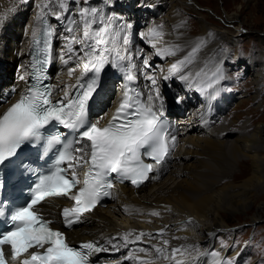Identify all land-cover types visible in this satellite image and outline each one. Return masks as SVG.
Returning a JSON list of instances; mask_svg holds the SVG:
<instances>
[{
	"label": "bare ground",
	"instance_id": "obj_1",
	"mask_svg": "<svg viewBox=\"0 0 264 264\" xmlns=\"http://www.w3.org/2000/svg\"><path fill=\"white\" fill-rule=\"evenodd\" d=\"M73 1H76L74 9L67 12H64L63 9L61 11L63 18L60 21L64 22V32L59 34L57 43L60 50L58 62L64 64V68L54 78V84H63V89H66L67 85L76 83V77L84 71L85 64V61L79 58L83 56L81 51L84 47L83 42L73 45L74 60L72 59L68 63L63 62L61 53L64 54V60L69 55L65 37L82 38L83 24L80 21L81 27L76 28L77 17L75 14L77 12L80 20L79 9L88 7V3L95 0H68V3L72 4ZM242 1L247 3L252 0H234V3L237 6H243ZM26 2L30 6L27 8V14H25L23 3L20 0H0V14L6 13L5 19L0 23V49L3 41H6L3 50L8 60L7 63L9 62L20 74L26 71L27 59L23 60V56L31 34L35 31L37 14L49 12L54 17L57 15L55 7H59V0H26ZM190 2L193 1L126 0L125 4L120 2L122 6H125L120 11L118 8H115L117 12L102 11L105 16H115L116 22L123 19V22L126 23L127 18H121L122 12L127 16L133 12L142 11L144 17H148L151 15L152 8L148 4H156L157 8L167 5L166 15L151 19V24L141 35H133L127 46V54L136 56L139 53L138 47H146L150 51L149 55L146 54V59L149 60L148 67L150 70L155 69L159 72L160 75H156L157 81L162 80L159 86L157 83L156 88H153L149 81L148 94L155 99L157 92L160 95V92L164 91L160 95V99L164 97V102H168L165 90L175 86L179 89L182 104L185 105V107L181 106L177 113L178 115L182 111L187 113L184 116H178L183 121V125L179 129V138L182 143L179 148L175 149L174 165L166 178L156 184L151 183L152 186L140 190H134L126 185L118 186L117 197L110 202L108 208H97L93 212L87 213L88 223L72 229L70 232L72 238L79 239L99 238L109 241L110 238H120L115 241L123 245H131L129 253L132 254V259L129 264H178V262H182V264H227L226 260L231 261V264L235 261L234 264H237L244 248L242 250L235 246L243 234L235 230L233 239L230 242L227 240L226 232L234 230L231 228L228 218L241 217L239 215L243 214L241 211H244L249 215L248 220L254 222L261 219L264 213V155H262V151H264V122L243 123L237 128L236 119L227 122L228 120L223 119L222 115L211 112V110L214 112L220 105L224 113L228 112L229 101L220 102L219 99L216 100V96L218 98L227 95L226 98H228L229 92L234 91L241 96V91H244L242 87L247 83L242 79L244 76L239 71L252 68L254 64H257L256 61L263 58L264 54L251 56L249 60L242 63V68L236 71L234 65L239 64L244 58L241 52L236 54V51L234 65L226 63L229 67L225 64L224 66L223 63L227 62L230 50L234 48L233 38L230 34L241 35L246 30V19L241 16L242 10L236 7L232 11H227L223 5V12L218 14L219 22L223 25L234 24V30L232 33L229 31L220 32L218 29L207 27L201 18L194 22L193 19L184 15L182 9L193 6V4H189ZM46 3L50 4L48 9L43 8ZM118 3L119 1L114 0L115 5ZM107 4H110V0ZM13 7L16 10L9 12L8 9ZM208 14L210 13L207 12L206 16L210 17ZM23 18H26V22L22 21ZM186 19H188V23L184 24ZM72 20L76 23H70ZM160 21L161 24H159ZM113 24L114 28L118 29L114 22ZM157 25H161V30H157L162 35L150 37V30L156 28ZM101 26L100 17H97L94 28L98 30ZM69 27L73 29L72 32L68 31ZM197 30L200 33L194 35ZM13 36L23 37L24 42L19 44L17 41H12ZM250 40V43L255 45L254 39ZM153 43L161 50L170 45H178L179 50L174 56H158L156 55L157 48L152 47ZM198 44L201 46L193 62L182 70V73H191L195 82L181 81L178 75H173L170 79L165 80L164 77L169 75L170 66L188 56L192 48ZM227 44L233 46L224 51L223 48ZM118 45L121 52H124L122 39L118 41ZM14 47L18 49L17 55L12 53ZM239 47H241L240 44ZM75 60H79L81 64H76ZM69 68L75 70L71 77L68 75ZM217 69L220 70L222 79L213 87H207ZM254 69L255 71L251 72L250 84L257 87L263 84L261 77L263 73H258V69L255 67ZM173 71L175 72V70ZM197 73L200 74L198 77ZM149 75L150 73H148ZM228 80L231 82L236 80V84L234 83L226 89L222 84L229 82ZM18 82L21 83V79ZM198 86L205 88L203 91L206 92L205 96H200V91H197ZM229 89H234V91ZM262 90L261 88L260 92ZM253 94L257 96V94ZM116 96L117 91L110 92V97L115 103L118 99ZM249 98L254 99V96ZM196 100L200 103L194 106ZM173 107L175 105L169 102L167 109L171 110ZM111 111L106 113L104 119L110 115ZM234 166L238 169H235ZM153 212L158 215H153ZM125 233H129L127 243L122 239ZM141 233L144 234L139 239L141 242L133 245L137 241L136 237ZM165 241L167 243H164ZM203 246H207V248L204 250ZM173 249L177 250L175 255ZM225 250H231L228 257H225Z\"/></svg>",
	"mask_w": 264,
	"mask_h": 264
},
{
	"label": "snow or ice",
	"instance_id": "obj_2",
	"mask_svg": "<svg viewBox=\"0 0 264 264\" xmlns=\"http://www.w3.org/2000/svg\"><path fill=\"white\" fill-rule=\"evenodd\" d=\"M20 2L24 3L26 0ZM49 7L50 4L43 5L44 9ZM59 7L64 12L70 10L68 0H59ZM15 10L14 7L8 9L9 12ZM79 16L83 24L82 38L66 36L68 58L64 60V54L61 53L63 62L68 63L75 55L73 45L82 42L84 44L81 49L83 56L79 57L85 61L84 71L76 77V84L67 85L64 96L53 99L52 86L37 83L6 111L0 113V168H3L10 158L16 157L18 150H23L22 146L32 142L41 141L45 152L57 145L62 146L58 151L55 167L50 169L48 174L39 175L26 206H17L13 203L7 209L0 207V217H4V221L0 222L9 225L7 229L0 231V264H13V262L15 264H91L90 257L93 253L108 249L94 241L85 242L79 248L71 246L66 241L64 233L51 227L53 221L45 218L35 206L50 197L69 198L74 201V205L65 207L62 215L64 224L71 227L73 223L82 219L85 213L91 212L102 197L110 194L108 189H111L112 185L107 182V178L111 174H116L122 180H130L136 186L143 184L151 178L149 174L154 171V165L143 162L141 149H150L147 154L155 161V166H159L164 162L176 139L175 136H169L168 126L161 120L155 105L151 103L153 97L149 96L150 103L144 105L134 100L127 91L124 92L119 106L107 125L100 127L98 122H90V103L94 95L103 87L101 73L105 66L111 64L113 68L123 70L122 62L131 60V56L127 54L130 36L126 30L131 29L133 25L123 23L119 29H116L113 24L116 17L105 16L95 7H81ZM5 17L6 13L0 14V23ZM97 17H100L102 25L98 30L94 28ZM61 18L62 15L58 13L57 19ZM70 23L76 22L72 20ZM68 31L72 32L73 29L69 27ZM44 35L45 44L41 55L42 63L47 64L52 59L50 41L53 30L50 27L45 28ZM161 35L162 33L156 28L149 32L150 37ZM121 39L125 52L123 55L118 45ZM200 46L198 44L193 47L188 56L171 65L169 75L164 79L178 75L181 81L195 82L191 73H182V70L193 62ZM152 47L157 48V45L153 43ZM178 50V45H170L163 50L157 48L156 55L174 56ZM144 65L149 66L148 59H144ZM74 71L73 68L68 69L69 77ZM196 75L198 77L200 74ZM24 78V76L20 77V79ZM126 78L132 80L134 77L129 72ZM146 78L151 81L153 88H156V78L154 76ZM220 79L222 74L217 69L207 87H213ZM197 91L203 92L205 88L198 86ZM70 92L75 94L70 95ZM156 99H160L159 92ZM181 102L182 100H177V103ZM160 107H163L162 100ZM53 124H60L66 129H79L80 140H68L60 132L45 136L43 133ZM84 140L89 144L84 147H73L74 144ZM86 149H90L87 154H85ZM63 164H67V167H62ZM83 165H87L88 170L81 182L76 169ZM78 185L80 186L77 187ZM152 214L158 215L155 212ZM143 235L141 233L136 239L139 240ZM117 239L120 238L114 237L108 241L114 250L120 247L118 243L113 242ZM122 239L127 243L129 233H125ZM172 251L174 255L177 252L176 249ZM227 264H231V261Z\"/></svg>",
	"mask_w": 264,
	"mask_h": 264
},
{
	"label": "rangeland",
	"instance_id": "obj_3",
	"mask_svg": "<svg viewBox=\"0 0 264 264\" xmlns=\"http://www.w3.org/2000/svg\"><path fill=\"white\" fill-rule=\"evenodd\" d=\"M192 1H193L192 3L191 2L189 3L191 5L193 4L192 8L189 7L190 8L189 9L185 7L182 9V13L186 15L187 17L193 19L194 22L196 20H199L198 18H201V20L204 22V24L207 27L218 29L220 32L229 31L230 33H232L234 30V24L230 23V24L223 25L219 22L218 14L223 12V5L227 11H232L236 9V7L242 10L241 16L242 18L246 19L245 21L246 30L241 35H236L233 33L230 34L231 37L233 38L234 48L230 50L228 58H227V62H224L223 65L224 64L226 65V63H229V64L232 63V65H234L233 61L235 59L234 55L236 51H237L236 54L241 52V54H243L242 56H244V58L241 59L239 64L234 65L235 66L234 70L236 71L242 68L241 67L242 63L249 60L251 56L253 57L255 56V54L256 55L264 54V0H257L256 2L252 0L247 3H244L242 1L243 3L241 4H243V6H237V4L234 3V0H222V1L221 0H192ZM122 3L125 4L126 0H123ZM148 6H152V9L156 10V11L152 10L151 15L153 16L151 17V19H157L158 17L164 16L167 14V8H166L167 5L161 6V8L155 7L157 6L156 4H152V5L148 4ZM55 8L59 12L62 11L60 7H55ZM207 12L210 13L208 14L210 15V17L206 16ZM151 19L145 23L146 27H148L151 24L150 22ZM187 23H188V19L184 21V24H187ZM159 24H161V21ZM156 29L161 30V25H157ZM199 33L200 31L197 30L194 33V35L199 34ZM250 39L252 40L254 39L255 45L250 43L251 42ZM239 44L241 47H239ZM233 45L227 44V46H224L223 50L227 51V48ZM147 52L150 53V51L148 50ZM256 62L257 64H254L252 68L249 67L247 70L244 69V71H239L240 73L242 72L241 74L242 76H244V78L242 79L246 81L247 83L246 86L242 87L244 91H241L242 93L241 96L237 94V92L234 91V89H229V90H233L234 92H229L228 98H226L227 95L225 97L220 96L218 98L216 96V100L219 99L218 101L220 102H224V100L226 102L229 101V104H230V108L228 112L225 111L224 113L222 106L220 105V107L216 109L217 110L216 113L218 115H222V117H224L223 119L228 120L227 122L231 121L232 119H236L235 125L237 128L243 125V123L256 124L258 122H262V121L264 122V72H262L264 70V56L263 58H261L260 61H256ZM226 66L229 67V65H226ZM254 67L258 69L257 70L258 73L259 72L263 73V75L261 76L263 78V84L257 87H255L253 84H250V81H251L250 77H252L251 72L255 71ZM232 69H233V66H232ZM228 81L229 82L222 84L226 89L229 86H232V84L234 83L236 84V80L233 82H231L230 80ZM239 81H241V79H239ZM160 83H162V81L158 83V86L160 85ZM261 88L263 90L260 92ZM243 93H245L246 95ZM253 93L257 94V96L254 95ZM205 95H206V92L202 93L200 91L201 97ZM250 96H254V99H250L249 98ZM199 103L200 102L196 100L195 104L193 105L197 106ZM250 129H252V127H250ZM262 155H264V151H262ZM234 168L238 169V167L236 166H234ZM241 213H243L239 215L241 217L234 216V217L228 218V222L229 224H231V228L234 230H229L228 232H226L228 236L227 240H229V242L231 239H233V235H234L233 233L235 232V230L236 231L238 230L241 234H243L242 237L239 239V243L237 244V246H235L236 248L240 247L242 250L244 248L239 261H237L236 263L237 264H264V213L262 214L263 217L261 219L254 221V222H251L248 220L247 218L249 216L248 213L244 211H241ZM206 248L207 246H203L204 250ZM230 252L231 250H225V257H228ZM226 262L228 261L226 260ZM232 263L234 264L235 261H233Z\"/></svg>",
	"mask_w": 264,
	"mask_h": 264
}]
</instances>
